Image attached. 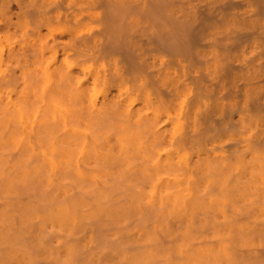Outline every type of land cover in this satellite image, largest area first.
Returning a JSON list of instances; mask_svg holds the SVG:
<instances>
[{"label":"rangeland","instance_id":"obj_1","mask_svg":"<svg viewBox=\"0 0 264 264\" xmlns=\"http://www.w3.org/2000/svg\"><path fill=\"white\" fill-rule=\"evenodd\" d=\"M217 2L218 1H216V0H215V2L214 1L212 2L211 0H160V1H149V0H0V102L2 104V105L0 104V166H1L0 172L3 171L6 166L12 167L9 172L8 171L6 172L7 176H5V178H3L0 181V191L4 193L7 189V186L10 187L11 184L16 185V186H14L15 188H17V186H19L25 190L21 193L20 198L18 197L19 199L18 198L17 199H5L4 197H3L4 199H1L2 202L3 201H6V202H12V201L18 202V201H20L24 205V207L21 205L23 207V208H21V206L18 202L17 206H16L17 208L15 207L16 211H19L18 208H20V211H19V213H15L14 216H12L13 218L11 220L14 219L13 220L14 223L12 221L11 222H12V225L14 226L13 229H15V232L12 230L11 235H13V232H14V234H16V232H19L21 234L22 232H20V230L22 228L27 232L32 231L35 228H37L34 230V232H36V231L41 230V229H39L41 227L42 230H44V232H45L44 234H47V237L46 238L43 237V240L45 241V239H46V241H47L51 238L52 242H51V240L49 242H51L52 244L51 243L47 244L46 242H44L42 240L41 237H39L41 239V240H39V238H38L39 235H37V234L36 235H37L39 242L37 241L38 243L34 242L32 244L36 245V243H37L36 247H41L40 249L44 250V254L46 257L43 256V258L45 257V259H46L48 257L49 259L54 260V261L50 260V262H52V263H54L56 261V258L54 259L53 257L50 258L51 256L50 257L47 256V253L49 251V250H47V248L48 247L50 248V246H51V248H50L51 250L55 248L54 253L52 252L53 250L50 251V255H55L57 253L56 254L57 260L59 259L60 264H62V262L67 259V252H69V249L67 247L68 241L70 239H72V238H67V237L65 238L64 236L65 235L67 236L71 233L70 232L71 228H69L70 226L74 228V226L79 223L78 225H76V227H79V225H80V227H79L80 229L78 228L77 234H83L84 236L78 235V237H76L77 235L75 236L74 234L76 233L77 229H76V227H75V229L72 228V231L74 230L75 233L72 232V235L70 234L71 235L70 237H73V238L75 237V240L74 239H72V240H74V242L78 241L79 243L78 242L74 243L72 240H70L71 243L69 242L68 246L70 244L73 246L76 245L77 251L78 250L81 251L79 253L84 252L81 254V256L83 258L87 256L84 260L82 259V261H79L81 264H93V263H89L88 260H89V258L91 259V261L94 259L93 258L94 253L92 251H88L87 253H89V254H85V250H84L85 248L84 247L86 245L84 243H86V240H84L85 242L82 243L83 239L92 238L95 234H98V232H100L99 234H104V235L115 234V233L121 234V232H122V234H128L129 230H130V232H129L130 234L131 233H137V232H140L138 230V224L140 222L142 223V221L143 222L144 221L145 222H148V221H150V222H152V221L156 222L157 221L158 222L160 220L164 221V220H170V218L175 219L178 217H183L182 215H180L181 213H179V212H182L179 207H181V205H183V203H184L183 202L184 199H183V201H180L181 198L184 197L187 193H189V191L185 187L188 184L187 179H186V175L188 176V174L190 173L191 165H192L193 161L195 160L194 157H195L196 153L198 151H201L199 149L196 150L194 147H195V145H201V146H196V148L197 147L198 148L203 147V145L201 144L202 143L201 139H203V138L200 139L199 138L200 136H197L199 139H197L195 137V138H193V140L191 142H185L187 149H184L183 150L184 152L182 150H179L180 148H178L176 151L177 147L174 143H177L176 142L177 137H179L187 129L186 127H183L180 124H178V119L182 117V115L184 114L183 112L185 111L184 109L186 108V106H185L186 103L183 100L184 98L181 97V95L183 94V96L185 97L184 94H186V95L188 94V92H187L188 88L185 89V86H181L180 88L184 87V89H185V90H183L184 92L177 91V90H180V89H177L179 87H177L175 84L171 83L172 81H170V82L167 81L168 80L167 77L174 75L173 74L174 72L181 74V72L185 68V66H187L186 68H189V67L195 68L192 64V63H194V62H192L193 59H195L194 61L197 60L199 62L197 65L195 64L196 67L202 66L203 68H206L207 61H208V60H206L207 59L206 56L207 55L209 56V54H211L214 49L213 48H211V49L207 48L208 46H205V49H204V47H202V48L197 47V50H198V52H197V50L194 48L195 51L197 52V54L199 53L197 55L196 52H194L193 48L191 50H189V48H188L189 55L184 57V58L181 56H178V55L168 54L167 52H164V53L162 52V54H160L161 51L155 49L156 47L159 46V44L154 43V42L153 43L150 42L148 40V37H149V34L151 35V33H153L155 35V33H158L159 30L177 29L178 26H173L172 25L173 22H187V23H196V24L198 22L199 23L200 22H207V25L204 26V28H202V29H208L207 33H208V31L209 32L212 31L209 28L215 27L214 29H216L217 24H215V22L217 21V17L220 14H218L219 13V10H217L218 8L216 9L213 6L216 4V7H217V5H218ZM202 12H203V14H202ZM212 12L215 13L216 15L218 14L217 17L214 14V16L216 18H213V16H210L213 19L207 18L205 20L204 17H206V16L203 17V15H207V13L209 15H212L213 14ZM204 13H206V14H204ZM219 17H221V16H219ZM184 28H188V27H183V29ZM203 31L205 32L206 30H203ZM104 37L112 38V40H111L112 42L110 44H108V46H105L103 44V38ZM204 54H206V55H204ZM159 55L162 57H160ZM200 55L203 57L205 56L204 58H206L205 59L206 63H204L203 57L198 58V56H200ZM152 57L154 59H156V58L157 59L154 60ZM163 58L164 59L169 58L170 61L167 59H166L167 61L163 60ZM173 58H174V60H173ZM126 59L130 62V65H132L131 63H133L134 66L132 67V66H128L126 64L128 67H125L124 62L127 61ZM141 62H145V63L141 64ZM175 62H177V63H175ZM123 64H124V66H123ZM153 64L156 66H153ZM130 67H132L134 69H132ZM156 69L158 72V76L155 74H152L153 72L156 73ZM170 69H171V71H170ZM131 72H133V73H131ZM149 72H152L151 75ZM168 73H169V75H168ZM124 74L129 75L130 79L127 77L128 82H129V80L131 82L132 78H133L134 81L131 82V84L128 83V85H130L129 87L132 90H130V88H128L127 80H126L127 78ZM163 74L167 77H165ZM137 76H138V78H136ZM151 76L154 78H152ZM159 76L160 77L164 76V78L162 77L164 81ZM139 77H140L141 81L137 80V79H139ZM155 77L156 78L158 77L156 83H155V81H156ZM158 79H159V81H163L164 83L166 80L169 83V85H173V86L168 87V89H166V87L168 86V83L166 82L165 85H167V86H165L161 82L158 84V87L160 86L158 89V87L154 86V84L156 85L158 83ZM122 81H126V82L124 83ZM138 81H140L141 84H140V82L138 83ZM149 81H150V84H149ZM143 82H146V83L143 84ZM134 83L136 85L140 84L139 85L140 87L136 86ZM201 83L207 84L206 81L201 82ZM144 85H145L146 89L144 88ZM151 85H153V86L151 87ZM126 86L128 89L126 88ZM142 86H143V89H142L143 92L140 89V88H142ZM161 86L163 88H161ZM136 89H140L139 93H137L138 90H136ZM155 89H157L158 91ZM114 90H117V91L115 92ZM124 90L127 91V93L126 92L123 93ZM215 90L218 92H221L220 90H223V87H220V86L216 87ZM121 91H122L123 95H122ZM147 92H149V95L147 94ZM150 92H151V94H150ZM156 92H158V93H156ZM171 92H174V94H171ZM176 92H179V93H176ZM76 93L77 94L80 93L82 95V96H79L80 97L79 100H81L82 103H79L80 101H78L77 95L75 96ZM71 94H74V97ZM132 94L133 95L136 94V97L138 96L139 98H136L134 96L136 98L135 99L134 97H132ZM175 94H178V96H180V98L174 97ZM105 96L110 100L107 105L111 108L113 107V111H114V112H112L113 116L123 114L124 115L123 118L125 119L126 115L122 111H124L126 108H129L131 113L129 111V116L127 115V117H129L130 121H133V119L135 118L134 116H137L136 114H138L139 116H142V115L144 116V114L147 111L145 116L148 117L149 119L152 118L151 120L153 121L152 124L151 123H148V124L150 126L153 125L151 127H154L155 124H157L158 127L155 126L153 132L157 129H158L157 132L159 131L158 133L157 132L151 133L150 131H152V128L150 127L151 128L150 129L148 126V128L150 129L149 130L150 133L148 131L147 132L150 136L153 134L152 138L153 139L155 138L159 142V144L157 143V145H156L155 140L150 138V136L148 137V135L146 134L147 133L146 130H148V128L145 130H141V129L138 130L137 129L138 127L135 126L132 122H130L131 124L125 122L126 119H128L127 117H126L125 121H121V120H124V119H121L122 115H120V119H118L119 118L118 116H117L118 117L117 119L115 117L116 120H119L117 122L113 119L114 118L113 116L112 117L110 116L109 119L111 118L114 121L113 120L111 121L109 119L106 120L107 122L112 123L111 125L113 127H115V128L109 127L110 128L109 132L113 131V132H111L113 134L108 133L109 136L106 135L107 130H108L107 125L104 126L103 122L101 123V121L96 123L98 125H99V123H100V125L103 124L102 125L104 127V130H103L102 126L99 127L100 126L99 125L98 128L96 129L97 125L93 124V125H96V126H93L94 127L93 130L94 129H96V130H95V132H92L91 134L93 136H95L97 134L96 136L97 137L100 136L101 138L99 137L98 139H96L97 138L96 136L94 138H92L93 136L90 134L91 129H89L86 132V129L88 128V126H91V122H90V120L88 121V119H87V121L83 120V117L87 116V114L85 115V113L87 111H90V110L86 109L87 110L86 111V110H84V107L85 108L91 107V109H92V106H98L99 103L101 102V100L103 99V97H105ZM69 97L71 99H74V98H75V100L77 99L75 102L73 101L74 104H76L74 107L72 106V101H70ZM131 97L135 99V102L131 101ZM64 98H65V100H64ZM82 98H83V100H82ZM173 98H175V99L173 100ZM202 98H204V97H202ZM177 99L179 100V103L177 102ZM61 101H64V102H61ZM65 101L67 102L66 103L67 106L70 105V103L68 105V102H71V105L69 106V108L68 107L66 108V104H64ZM180 101H182V102L180 103ZM77 102L79 103L78 106H77ZM113 102H116V106H115L116 110L114 109ZM93 103H94V105H92ZM119 103H121V104L123 103V104L121 105ZM118 104L120 106H117ZM126 105H129V106H126ZM145 105H147L146 106L147 109L143 108V106H145ZM76 106H77V108L79 106L81 108L83 107L82 108L83 110H81V108H79L77 111V114L79 116L74 114L77 110V109H75V111H74V108ZM117 107H119V108L117 109ZM65 108L68 112L70 111L69 112L70 114L67 113L66 110H64ZM164 108L166 111L164 110ZM171 110H172V113H171ZM178 110H180V112ZM71 111H72V114H71ZM79 111H80V113H79ZM82 111L83 112L85 111V112L83 113ZM152 111L153 112L156 111L155 114L152 113ZM160 111H162V113ZM81 112L83 114H81ZM150 112H151V114H150ZM168 112H169V114H173V116L169 115ZM177 112H179L180 114H178ZM117 113H119V114H117ZM159 113H161V114H159ZM65 114L67 115V117L65 116ZM152 114H154V115H152ZM162 114L163 115L165 114V115L162 116ZM175 115H179V117L177 116V118L172 120V118H170V117L172 116L174 118V117H176ZM131 116L133 118H131ZM154 116H155V118H154ZM160 116H162L163 118ZM165 116L169 117V118L168 117L166 118L167 123L164 121ZM87 117H89V116H87ZM86 118H84V119H86ZM153 119L155 121L158 120L157 123ZM169 119H171V120L169 121ZM78 121H80V122H78ZM173 121H175V122H173ZM66 122L68 125H66ZM107 122H105V123L108 124ZM162 123H164V125ZM170 123L171 124L175 123V124H172V125H174L173 127L176 126L175 130H174V128L172 129V131L170 130L172 127V126H170L171 125ZM115 124L117 125V127L122 128V129L127 124V126H126L127 129L124 128L125 129V130L123 129L124 132L119 134L118 129H117ZM128 124L131 125V129H130ZM132 124L135 127L132 126ZM73 125H75V126L73 127ZM167 125L170 127H168ZM67 126H69V127H67ZM82 127H83V130L87 133L88 139L85 136L86 135L85 132L83 130L82 131L80 130V128L82 129ZM132 127H133V129H132ZM163 127L164 128L166 127L165 128L166 131L163 130L164 129ZM167 127H168L169 131H167ZM69 128H70L71 132H69L68 135H70V133H71L73 138L72 137L70 138L71 135L70 136L67 135ZM71 129H73V130H71ZM76 129H78V130H76ZM100 129H102V130H100ZM114 129H115V131H117V133L116 132L114 133ZM134 129H136V130H134ZM130 130H131L132 134L130 133L131 135L130 134L127 135L128 134L127 132L128 131L130 132ZM208 130L210 132H212L211 131L212 129L208 128ZM208 130H207V128H205L206 134L210 133ZM96 131H98V132H96ZM142 131H145L146 133H144V135H142L143 133L142 134L140 133ZM173 131H175V133ZM88 132H89L90 137L92 136L91 137L92 139L89 138ZM119 132H121L120 129H119ZM160 132L163 133V135L166 139L162 138L163 136L161 137L162 133H160ZM29 133L30 134L32 133V135L30 137H29ZM40 133H42L43 136ZM76 133H78V134H76ZM80 133L83 135V137L80 136ZM179 133H180V135H179ZM220 133L222 135L221 138H224L223 135L225 134V130H221ZM38 134H39V136H38ZM75 134L79 137H76ZM156 134H159V135H156ZM176 134H177V136H176ZM139 135H140V137L145 139V142H144V140H141V141L139 140V138H140ZM167 135H168V137H167ZM171 135L172 136L175 135L176 138L174 137V141L172 140L173 137L171 139ZM127 136H128V140H127ZM157 136H159L160 141L157 139L158 138ZM119 137L121 140L123 138L124 141L123 140H122L123 142L119 141V144H116L117 143L116 141L120 140V139H118ZM134 138H136V139L134 140ZM221 138H219V137L208 138L207 140L204 141V143L208 144V143L212 142L213 140L217 141ZM125 139H126L127 143L125 142ZM131 139L134 142L132 141V143H130ZM167 141H169V142H167ZM124 142H125V144H124ZM151 142H153V143L155 142L154 143L155 146H159V145L160 146L155 147L153 145V143H151ZM161 142H163V143H161ZM190 143L191 144L193 143V144L191 145ZM149 144H150V146H149ZM120 145H123L122 147L124 148V150H122V147H121V149L118 148V146L120 147ZM161 145H164V146H161ZM181 145L184 148L185 145H183V144H181ZM181 145L179 144L180 147H181ZM142 146H144V147H142ZM165 146H167V147H165ZM177 146H178V144H177ZM188 147H189V149H188ZM146 148H147V150H145ZM148 148L150 149V152L148 151ZM152 148H154V151ZM171 148H173L174 151L170 150ZM135 149H137V150L134 152ZM119 150H121L122 153ZM138 150H140V151H138ZM155 150H157V151H155ZM163 150H164V152H163ZM165 150H168L169 152L167 151L168 153L166 154ZM137 151H138V153H136ZM211 151L213 153L214 152L215 153L220 152L217 149H213ZM211 151H210V153H211ZM105 152H107V153H105ZM127 152H128L127 155L124 154ZM130 152H132L131 154H133V155H131ZM144 152H145V155L148 156L149 160L146 157H143ZM152 152L157 153L155 155V156H157V157H155L156 160H154V158L152 157L151 154L154 155V153H152ZM178 152H180V153H178ZM135 153H136V155H134ZM159 153L162 155L160 156ZM181 154H183V158L179 157V156H182ZM124 155L127 157H125ZM164 155H165V157H164ZM131 156H132V158L129 160L128 157H131ZM136 157H138V158L142 157L143 160L139 159L140 162L136 161V160H138V158L136 159ZM97 159H98V162H97ZM99 159H100V161H99ZM104 159H105V161H103ZM132 159H133V162L136 161V162H134V163H136L135 166L141 164L142 161L144 164L142 163V166L132 168L134 166ZM151 160H152V162H150ZM190 160H192V161H190ZM145 161H148L149 165L147 164L148 162H145ZM160 161H161L162 165H159ZM186 161H188V162L186 163ZM150 163L152 164L151 167H150V165H151ZM169 163H175V164H173V166L171 164L172 169H171V167L168 168V165H167L166 171L168 173H169V171L171 172V177H169L167 175L164 176V174L167 173V172H164L165 171V169H164L165 165L169 164ZM146 164L148 165V167L150 169L148 167H146V169H145ZM178 164H181V167ZM185 164L188 166H186ZM153 165H154V167H153ZM175 165H176V167H175ZM189 165H190V167H189ZM185 166L187 168L189 167V169L186 168L187 172H185V170H184ZM14 167H15V169H14ZM142 167H143V171H141V169H140ZM159 167L164 169V170L162 171V169H159ZM178 167H179V171H175L176 170L175 168H177V170H178ZM147 168L149 169V171L147 170ZM156 168L159 170H156ZM128 170H130V171H128ZM144 170H146V171H144ZM127 171H128V174H127L128 178L126 177L127 178L126 179L124 175H126L125 173H127ZM139 171H141V173ZM121 172H124V174ZM145 172L148 175H146ZM149 172H151V174L154 176L152 177V175L149 174ZM113 173L115 174V176L112 177V175H114ZM131 173L132 174L136 173V174L131 175ZM137 173L142 174V177L144 175V178L147 179L148 181L150 178L148 176L151 175L150 179L153 178L151 181H149V182H152V183H150L151 189L149 188V185H146L147 183L149 184V182L143 183L144 178L141 179V175L139 174V177H140V179H139V177L136 176ZM109 175H111V176H109ZM116 175L117 176L119 175L118 177L123 176L124 179H123V177L122 178L120 177V178H118L119 179L118 180L116 178ZM159 175H160V177H158ZM168 175H170V174H168ZM25 176H28V178H24ZM155 176L158 178H161V179H156ZM174 176H176V178L179 179V181H177L178 186L175 185L173 187H169V185L167 184L166 185L167 189L165 187L163 188V186L160 183L165 185L166 181H168L169 179H171ZM162 177L163 178L169 177V178H166V180L165 179L163 180ZM113 178H114L115 182L116 181L119 182V185H118V183H116L119 187L113 186L115 184V183H113L114 181L111 180ZM130 178H131V180L128 181ZM26 179H29V182L31 185L23 186L24 182H25L24 180H26ZM107 179H108V181H107ZM110 180L112 182H109ZM139 180H143V182L142 181H141L142 183L136 182ZM98 181H99V183H98ZM135 182H136V184H135ZM163 182H165V183H163ZM97 183L100 186L98 185V187H95V188H99V190H97L96 192H99L101 190L100 188L102 186L103 192L101 190L100 195L98 193H95V189L93 186L95 184L97 185ZM131 183H132V185H131ZM140 183L143 184V186L140 185ZM144 184H145V186H144ZM156 184H157V187L155 186ZM4 185H6V186H4ZM121 185H123L124 187H122ZM153 185L159 191L155 190ZM33 187L35 188V190ZM120 187H121V190H123V191L119 190ZM176 187H178L179 189L177 190ZM184 187H185V189H184ZM180 188H182V189H180ZM172 189L175 191H173ZM89 190H91V191H89ZM110 190H112V192ZM171 190L174 192V194L171 193ZM86 191L89 193H87ZM120 191L122 192V195L119 193ZM131 191H132L131 194H133V196H135V198H133V199H130L131 196L129 197V193ZM169 191H170V194L166 195L167 193H169ZM181 191L183 192V196L181 195L182 194ZM191 191L192 190H190V192ZM110 192L112 195L113 194H115V195H113V196L110 195ZM123 192H124V194H123ZM140 192H142V193H140ZM96 194H97V197H96ZM104 194H106V196L103 197L101 200L99 196H101V195L104 196ZM108 194L112 197L110 198V196ZM119 194L122 197L124 195L125 199L127 198L126 197V194H127L128 198L130 200H128V198H127L125 202L121 201V200H123L124 197L122 198ZM175 194L176 195L178 194V195L175 196L174 198L169 197V195L172 196ZM83 195L85 196V198ZM107 195L109 196L108 197L109 199L107 198ZM44 196H46V197H44ZM114 196H116V197H114ZM118 196H120V197H118ZM187 196L188 195H186V198L188 200L187 199H185V200L189 201L190 198H188L189 196L188 197ZM63 197L65 198V200ZM117 197L121 203L117 202ZM160 197H161V199H160ZM97 198L100 200H98ZM105 198H106V200H104ZM62 199H63V202L61 201ZM95 199H97V200H95ZM157 199H159L160 201H158ZM171 199H175V200L172 201ZM111 200H115V201L111 202ZM156 200H157V202H155ZM37 201L41 202L40 206L37 205L38 204ZM53 201L56 202V204L55 205L53 204L52 206H50V204ZM100 201L103 203V205L105 207L104 206L102 207V204L101 205L99 204ZM73 202L74 203L77 202L76 205L74 204V207H76L77 209L76 208L73 209L74 207L72 208L73 210L71 209V207L73 206ZM93 202H94L95 207L92 204ZM109 202L112 204H109ZM115 202H116V205H118L120 207V210H121L120 212L119 211L115 212V210L118 208L115 205ZM132 202H133V204H132ZM152 202L154 205L152 204ZM175 202H176L177 206H175L176 205ZM181 202H183V203L181 204ZM85 203H87L88 205L90 204L89 207L93 206L94 213H96V215L90 214V213H93V211H92L93 209L88 208V210H87V207H85V206H88V205L86 204L84 206ZM43 204L46 207H49V206L51 207V208L49 207L51 209V211L47 214V216H45L46 215L45 213L48 212V208H46ZM58 204H60V205L58 206ZM81 204H83V205H81ZM178 204H180V205L178 206ZM25 205H34V206L37 205V208L39 210L36 208L38 212L33 211L32 208L29 209V206H25ZM34 206H33V208H34ZM41 206H42L41 211H43V209H44L45 213L40 211L39 207H41ZM149 206H151L150 207L151 209H149ZM26 207H27V209L32 210V212H29L31 214V216L30 215L27 216V214H26V213H28L27 211H29V210L24 211L26 209ZM54 207L56 208V211L58 210L62 214H63V211H66V213H68V214H66V216H69L70 218L67 217V219H66L64 216H62L60 218V217H58V216H60V214H58V216H57V214L55 215V213L54 214L51 213L52 210L53 211L55 210V209H53ZM80 207H85V208L82 209ZM60 208H61V210H60ZM63 208H64V210H63ZM128 208L129 209L131 208V209L129 210ZM21 209L22 210L24 209L23 212L21 211ZM36 209H34V210H36ZM45 209H47V210H45ZM144 209H146V210H144ZM148 209H149V211H147ZM15 210H13V211H15ZM132 210H134V211H132ZM141 210H143V212ZM178 210H179V212H178ZM13 211L10 210V212H13ZM39 211H40V213H44L45 215L44 214L40 215ZM58 211L56 213H58ZM109 211H112V212H109ZM123 211H124V213H123ZM135 211L137 212L136 214H135ZM24 212H26L25 213L26 215H24ZM72 212H76L75 214H76L77 218L75 216L73 217L74 214ZM100 212L101 213L103 212L102 213L103 215H101ZM113 212H115L114 213L115 215L113 214ZM140 212H142L141 214H146V215H147V213H149L147 215L148 218L146 215L141 216ZM71 213H72V215H71ZM117 213H121L122 216H120V214H117ZM18 214H20L22 218L20 217V215L18 217ZM64 214H65V212H64ZM82 214L86 215L85 216L86 218L80 219L82 217ZM99 214H100V216H98L97 220H96L94 218V216L96 217ZM110 214H112L111 215L112 218L110 217ZM116 214H117V217L122 218V219L118 220V218L115 217ZM131 214H135V215H139V216L138 217H136L134 215L130 216ZM15 215L18 217L17 221L19 223L15 222V220H16L14 218V217H16ZM87 215H89L90 217L92 216L94 220L92 219V217L90 218ZM105 215H107V217ZM108 215L112 221L110 219H108ZM126 216H127L128 220H127ZM41 217L43 219L45 218L44 220L45 221L47 220L48 222L47 221L46 222L51 223L52 226H53L52 222H54V227H53L54 229L52 228V226H50L45 221H43V219ZM32 218L34 220H38L40 218L41 220L39 219L37 221L38 225L40 223H42V224L45 223L46 225L45 224L44 225L46 227L45 226H43V227H45L47 229H43V227L41 226L42 224H40V226L37 225V227L34 226L36 221L32 222V221H34ZM143 218H144V220H142ZM69 219H71V220H69ZM133 219L134 220L137 219V220L135 222L133 221V224H132L131 220H133ZM61 220H63V222L65 224L62 223ZM67 220H69L70 222ZM89 220H92L93 223L96 220V223H94L95 225L93 224L94 228H93V226H91L92 222ZM125 221H126V224H125ZM137 221H140V222L136 223ZM20 222L21 223L23 222L22 225L28 224V227L26 228V226H25L26 229L22 226L20 228L17 227L20 230L16 231L15 223L17 224V226H19V225H21ZM29 222L34 223V225L31 223V226H33L34 228L29 226V224H30ZM90 222H91V225H89ZM111 222H115V223H111ZM127 222H129V224H127ZM97 223H98V225H96ZM101 223L103 225L100 227V230H98L99 229L98 227ZM114 224H115V226H114ZM65 225H66V227H65ZM83 225H85V226H83ZM106 225H107V227H105ZM86 227H88V228L91 227V228L87 229ZM50 228H51V230H50ZM55 228L59 230V231L57 230L59 232L57 234H59V235H56L55 233H53L54 231H52V230H56ZM83 228H84V232H83ZM127 228H129V229H127ZM23 229L21 231H23ZM30 229H32V230H30ZM91 229H92V231L89 233V231ZM66 231H67V233H66ZM39 232H41V231H39ZM30 233L31 232H29V236L31 237ZM61 233H63V234H61ZM34 234L32 235L31 238H34V236H35ZM91 234H92V236H91ZM16 235H17V239L15 238L16 236L13 235V237L16 240L14 239L13 242H11L12 239L10 240L11 246L10 245L9 246L11 248H13L12 245L13 246L19 245L22 248V245L24 244L23 242L28 241V238H29V240L31 239L30 237L26 236L27 234H25V233L24 234L22 233L23 238H20L22 236L19 234H16ZM18 235L20 237H18ZM25 236H26V238L28 237L27 240L24 238ZM40 236H44V235L40 234ZM82 237H86V238L82 239ZM18 238H20V239H18ZM35 238H36V236H35ZM76 239H79V240L76 241ZM20 241L23 244L20 245ZM32 241H34V240H32ZM35 241H36V239H35ZM87 241L89 243V239ZM16 242H18V244H16ZM65 242H66V244H65ZM26 243L28 244L29 241ZM29 244H31V243H29ZM28 245H26V247L24 246L26 248V250H24V248L21 249L20 247H16V248H18V249H16L14 247L16 250H19V248H20L22 253L20 252V250L18 252H15V249L14 248L12 249V251L14 250L13 252H15V254L13 253L12 255H10V257L12 256V258H15V260L11 258L13 262H16L15 256L18 257L20 254L25 255L23 251H26L29 255H31V258L33 257L34 264H36L35 261H36L37 257H35V256H37L36 253L39 252L40 250H39V248L38 249L35 248L34 247L35 245H33V246L32 245L28 246ZM87 246H88V244H87ZM10 247H8L9 250L11 249ZM29 247H31V248H29ZM32 247H34V248H32ZM80 247L83 250L82 249L80 250ZM8 249L6 248V250H8ZM6 250H4V252ZM9 250H8V252L6 251L8 254H9ZM34 250H36V251H34ZM56 250H58L59 252ZM74 250H76V248ZM51 252L53 254H51ZM10 253H11V250H10ZM72 253L76 254L74 252H72ZM44 254L42 253L41 255H44ZM5 255L6 256L4 258L9 256V255L7 256L6 253H5ZM57 255H59V256H57ZM78 255L79 254L77 252V256ZM79 256L77 257L78 259L74 258L73 260H76L78 262V260L81 259V257H79ZM91 256H93V257L91 258ZM62 257H64V258H62ZM59 262L57 261L54 264H57V263L59 264ZM77 262L76 263L74 262V263L80 264ZM92 262H94V264H95V261H92ZM48 264H51V263L48 262Z\"/></svg>","mask_w":264,"mask_h":264},{"label":"bare ground","instance_id":"obj_2","mask_svg":"<svg viewBox=\"0 0 264 264\" xmlns=\"http://www.w3.org/2000/svg\"><path fill=\"white\" fill-rule=\"evenodd\" d=\"M149 1H160V0H149ZM211 1L215 2V0H211ZM216 1H218L217 7H216V4L213 7H215L216 9L218 8L217 9V10H219L218 14H220V15L217 14L218 15V17H217V15L213 12H212L213 13L212 15H209L208 13H207V15H203V17L206 16V17H204L205 20L207 18L213 19V18L217 17V21L215 22V24H217L216 29H214L215 27L209 28L212 31H210V32L208 31V33H207L208 29H202V28H204V26L207 25V22H200V23L198 22L197 24L196 23H187V22H173L172 25L178 26L177 29L159 30L160 32L158 31V33H155V35L153 33H151V35L149 34V37H148V40L150 42H152V43L154 42V43L159 44V46L156 47L155 49L161 51L160 54H162V52L163 53L167 52L168 54L178 55V56H181L184 58V57L189 55L188 48H189V50H191L192 48L193 49L195 48L197 50V47H201V48L204 47V49H205V46H208L207 48H210V49L213 48L214 49V50L212 49L213 52L211 54H209V56L207 55L208 57L206 56L207 59L204 58L205 56L204 57L201 56L202 54L200 56H198V58L199 57L204 58V63H206L205 59L208 60L206 68H203L202 66L196 67L195 64L197 65L199 62L197 60L194 61L195 59L192 58L193 59L192 62H194L192 64L195 68H192V67L186 68L187 66H185V68L182 70L181 74L174 72L173 73L174 75H172L170 77L169 76L167 77L163 74L165 77L168 78L167 81H169V82L172 81L171 83H173L177 87H179L177 89H180V90H177V91L184 92L183 90L188 88V91H187L188 94L187 95L184 94L185 97L183 96V94L182 95L180 94L181 97L184 98L183 100L186 103L185 104L186 108L184 109L185 110L183 112L184 114L182 113L183 114L182 117L178 119V124H180L183 127H186L187 129L185 128L186 130L181 135L179 133L180 136L177 137V139H176L177 143H174L177 147L176 151L178 148H180L179 150H182V151L184 149H187L185 142H191L193 140V138H195V137L197 139L203 138V139H201L202 140L201 144L203 145V147H200V148L197 147L196 148V146H201V145H195L194 144L195 145L194 148L196 150L199 149L201 151H198L196 153V155L194 157L195 160L193 161V163L191 162L192 165L190 164L191 169H190V173L188 174V176L185 174L186 179H187V183H188L185 187L189 191V193H187L186 195H188L189 197L188 196L187 197L190 199H189V201H187L188 199L186 198V195H185L180 200V201H183V199H184V201H183L184 203L181 202V204L183 203V205H181V207H179L182 212H179V210H178V212L181 213L180 215H182L183 217H178L175 219L170 218V220H164V221L160 220L158 222L157 221L156 222H153V221L150 222L147 219L146 220L148 222L142 221V223H141L140 221H137L136 223L140 222L138 224V230L140 232L130 234L129 233L130 230H129L128 234H122V232H121V234L115 233V234H108V235L99 234L100 232H98V234H95L92 238H88L89 243L87 241L88 239H83L86 237H82V239H83L82 243H84L85 242L84 240H86V243H84V244L86 246L88 244L87 247L86 246L84 247L85 248L84 249L85 254H89L87 252L92 251L94 253V255H93L94 257L91 256V258L92 257L94 258L92 261H95V264H264V0H216ZM202 14H203V12H202ZM204 14H206V13H204ZM214 14L216 15V17L214 16ZM210 16H213V18ZM219 16H221V17H219ZM183 27H188V28L183 29ZM203 30H206V31L204 32ZM111 40H112V38H110V37H104L103 38V44L105 46H108V44H110L112 42ZM195 49H194V52H196ZM197 52H198V50H197ZM197 52H196V54H197ZM204 55H206V54H204ZM160 57H162V56H160ZM156 59H154V60H156ZM166 59L167 58H165V59L163 58V60H166ZM167 60L170 61L169 58ZM173 60H174V58H173ZM127 61L124 62L125 67H128V66L133 67L134 66L133 63H131L132 65H130V62L129 61L127 62ZM142 63L144 64L145 62H141V64ZM175 63H177V62H175ZM123 66H124V64H123ZM153 66H156V65L153 64ZM132 67H130V68H132ZM132 69H134V68H132ZM157 69H156V73L149 72L150 75L152 73V74H155L158 76ZM170 71H171V69H170ZM131 73H133V72H131ZM124 75L126 76V78L128 77L130 79L128 74L127 75L124 74ZM168 75H169V73H168ZM164 76H161V77L159 76V77L163 80ZM128 78L126 79L127 80V86H128V88H130L129 87L130 85H128V83L131 84V82H133L134 80L131 77L132 81L130 82V80H129V82H128ZM136 78H138V76ZM152 78H154V77H152ZM157 78L155 77V79H156L155 83L157 82ZM137 80H140V77ZM140 81H138V83ZM163 81H159V79H158V83L156 84L157 86L155 84H154V86L158 87V84L161 82L165 85V83L167 81L165 80V83ZM205 81L207 82V84L201 83V82H205ZM122 82L125 83L126 81H122ZM144 83H146V82H143V84ZM140 84H141V82H140ZM149 84H150V81H149ZM139 85L137 84L136 86H139ZM127 86H126V88H127ZM152 86L153 85H151V87ZM165 86H167V85H165ZM171 86H173V85H169V83H168V86L166 87V89H168V87H171ZM181 86H185V89H184V87L180 88ZM219 86L223 87V90H220L221 92H218L215 90L216 87H219ZM159 87H158V89H159ZM144 88H145V85H144ZM161 88H163V87L161 86ZM140 89L142 90L143 86ZM140 89H136V90H138L137 93H139ZM130 90H132V89L130 88ZM155 90H157V89H155ZM114 91L116 92L117 90H114ZM125 92L127 93V91L124 90L123 93H125ZM142 92H143V90H142ZM179 92H176V93H179ZM121 93H122V91H121ZM123 93H122V95H123ZM156 93H158V92H156ZM79 94L76 93L75 96L77 95V99H78V101H80L79 103H82L81 100H79V98H80L79 96H82V95L81 94L79 95ZM136 94L135 95L132 94V97H134V96L136 97ZM147 94L149 95V92H147ZM150 94H151V92H150ZM171 94H174V92H171ZM71 95L74 97V94H71ZM132 97H131L132 102L133 101L135 102V99L139 98L138 96L136 98L134 97L135 99ZM174 97L180 98V96H178V94H175ZM202 97H204V98H202ZM174 99L175 98H173V100ZM64 100H65V98H64ZM76 100H75V98L74 99L70 98V101H72L73 107L76 105V104H74V102ZM82 100H83V98H82ZM109 101L110 100L105 96V97H103V99L101 100V102L99 103L98 106H92V105H94V103H93L91 105L92 109H91V107H88V108L84 107V110L89 109L90 111L86 110L87 112L85 113V115L87 114V116H89V117L85 116V117H83V120L87 121V119H88V121L90 120V122H91V126H88V128L86 129V132L89 129H91L90 130L91 132L89 131L90 134L92 132H95V130L100 125V123H99V125L96 123L101 121V123L103 122L104 126L107 125L108 130H107V133L105 132L106 135L109 136L108 133L113 134V133H111L113 131L109 132V130H110V128H115V127H113L111 125L112 123H109L106 121L107 119H109L110 116L111 117L113 116L112 112H114L113 107L111 108L107 105ZM61 102H64V101H61ZM177 102L179 103L178 99H177ZM181 102L182 101H180V103ZM66 103L67 102L65 101L64 104H66ZM69 103L71 105V102H68V105H69ZM79 103L77 102V106ZM0 104H1V102H0ZM113 104H114V109H115L116 108L115 107L116 102H113ZM119 104H121V103H119ZM119 104L117 106H120ZM69 106H67V104H66V108L67 107L69 108ZM77 106L74 108V111H75V109H77L74 114L79 116L77 114V111L81 107L79 106L77 108ZM126 106H129V105H126ZM146 106L147 105L143 106V108L147 109ZM66 108L64 110H66ZM82 108H81V110H83ZM118 108L119 107H117V109ZM164 110H165V108H164ZM129 111H130L129 108H126L124 111H122L126 115L125 119H126L127 115L129 116ZM178 111L180 112V110H178ZM69 112L67 111V113H69ZM82 112H81V114H83L85 111L83 113ZM155 112L152 111V113H154V114H155ZM160 112L162 113V111H160ZM179 112H177V113L180 114ZM79 113H80V111H79ZM130 113H131V111H130ZM146 113H147V111H146ZM146 113L144 114V116L146 115ZM161 113H159V114H161ZM171 113H172V110H171ZM71 114H72V111H71ZM117 114H119V113H117ZM150 114H151V112H150ZM154 114H152V115H154ZM168 114H169V112H168ZM120 115H122L121 119H124L123 114L117 115L119 118L116 115H114L113 119L116 122L119 121L116 119L117 118L120 119ZM136 115L137 116H134L135 118L133 119V121H130L129 117H127L128 119H126V121H125V119L121 120V121H125L126 123L132 122L135 126L138 127L137 128L138 130L139 129L145 130L148 128V126H149V128L151 126H153V125L150 126L148 124V123L152 124V122H153L151 120L152 118L149 119L148 117H146V116L144 117L143 115L142 116H139L138 114H136ZM164 115L162 114V116H164ZM169 115L173 116V114H169ZM65 116L67 117L66 114H65ZM132 116H131V118H133ZM162 116H160V117H162ZM172 116L170 117V118H172V120L177 118V116L179 117V115H175L176 117H174V118ZM115 117H116V119H115ZM167 117L168 116H165V118H164L165 122L167 121L166 120ZM84 118H86V119H84ZM154 118H155V116H154ZM113 119L110 118L109 120L112 121ZM170 120L171 119H169V121ZM157 121L158 120H156L155 122L157 123ZM78 122H80V121H78ZM105 122H107L108 124H106ZM173 122H175V121H173ZM93 124L97 125L96 129H94V130H93V128H94L93 126H96V125H93ZM133 124H132V126H134ZM162 124L164 125V123H162ZM172 124H175V123H172ZM172 124L170 125V126H172L170 129L171 131L173 128L175 130V127H176V126L173 127L174 125H172ZM66 125H68L67 122H66ZM102 125H100L99 127H101ZM74 126L75 125H73V127ZM126 126H127V124H126ZM126 126H124L123 129L124 128L127 129ZM155 126L158 127L157 124H155ZM170 126H168V127H170ZM67 127H69V126H67ZM116 127H117V125H116ZM129 127L131 129V125H129ZM154 127H151L152 128V131H150L151 133L157 132V130H158L157 129L153 132ZM168 127H167V131H169ZM149 128H148V130H146V132L147 131L149 132V130L151 129V128L150 129ZM165 128L163 130H165ZM205 128H207V130H208V128L212 129L211 130L212 132H210L208 130L210 133L206 134ZM73 129H71V130H73ZM102 129L104 130L103 126H102ZM102 129H100V130H102ZM117 129H118L119 134L124 132V130H125V129L123 130L122 128H119V127H117ZM119 129L121 130V132H119ZM132 129H133V127H132ZM220 129L225 130V134L223 135L224 138H221L222 135L220 133V131H221ZM76 130H78V129H76ZM80 130L82 131L83 127H82V129L80 128ZM134 130H136V129H134ZM98 131H96V132H98ZM69 132H71L70 128H69L67 135L69 134ZM86 132H85V134H86L85 136L88 139ZM89 132H88V135H89ZM115 132L117 133V131H115V129H114V133ZM146 132L142 131L140 133L141 134L143 133L142 135H144V133H146ZM148 132L146 134L149 137L150 135L148 134ZM173 132L175 133V131H173ZM78 133H76V134H78ZM127 133H128L127 135H129L130 133L132 134L131 130H130V132L128 131ZM160 133H162V132H160ZM40 134L42 135V133H40ZM76 134H75V136L79 137ZM177 134H176V136H177ZM31 135H32V133L31 134L29 133V137ZM70 135H68V136H70V138H71L72 134L70 133ZM152 135L150 136V138L153 137ZM156 135H159V134H156ZM168 135H167V137H168ZM38 136H39V134H38ZM80 136L83 137V135L81 133H80ZM95 136H93L92 138H94ZM197 136H200V137L198 138ZM91 137L89 135L90 139H92ZM99 137L100 136H98L96 139H98ZM139 137H140V135H139ZM157 137H158L157 139L159 140V136H157ZM161 137L165 138L163 133H162ZM172 137H173V139H172ZM174 137H175V135L174 136L171 135V139L173 141H174ZM217 137H219L221 139H219L217 141L213 140L212 142H210L208 144L204 143V141L207 140L208 138H217ZM141 138L142 137H140L139 140L140 141L144 140V142H145V139H143V138L141 139ZM118 139H120V137ZM135 139L136 138H134V140ZM122 140L124 141L123 138H122ZM122 140L120 139V140L116 141L117 142L116 144H119V141H122ZM127 140H128V136H127ZM153 140H155L156 143L155 142L154 143L156 145H157V143L159 144V142L155 138ZM130 141L129 142L132 143L133 140L131 139ZM125 142H126V139H125ZM125 142H124V144H125ZM167 142H169V141H167ZM151 143H153V142H151ZM154 143H153V145L155 146ZM161 143H163V142H161ZM177 144H178V146H179V144L180 145L183 144L185 146H184V148L182 147V145H181V147L180 146L178 147ZM123 145H120V147L118 146V148L121 149V147ZM144 146H142V147H144ZM149 146H150V144H149ZM159 146H155V147H159ZM161 146H164V145H161ZM165 147H167V146H165ZM152 149L154 151V148H152ZM188 149H189V147H188ZM213 149H217L220 152L219 153H215V152L213 153L211 151ZM122 150H124L123 147H122ZM136 150L137 149H135L134 152ZM145 150H147V148ZM170 150H173V148H171ZM119 151L122 153L121 150H119ZM138 151H140V150H138ZM138 151L136 153H138ZM148 151L150 152L149 148H148ZM155 151H157V150H155ZM167 151L168 150H165L166 154L169 152V151L168 152ZM210 151H211V153H210ZM163 152H164V150H163ZM180 152H178V153H180ZM105 153H107V152H105ZM131 153L132 152H130V154ZM136 153L134 155H136ZM152 153H154V152H152ZM124 154L127 155L128 152L124 153ZM156 154L157 153H154V155L151 154L152 157L154 158V160H156L155 159V157H157V156H155ZM131 155H133V154H131ZM161 155L162 154H160V156ZM181 155L182 156H179V157L183 158V154H181ZM125 157H127V156H125ZM143 157H146L148 159V156L145 155V152H144ZM164 157H165V155H164ZM128 158L130 160L132 158V156L128 157ZM137 158L138 157H136V159ZM105 159L103 161H105ZM139 159L143 160V158L141 157V158H138V160H136V161H139ZM99 161H100V159H99ZM136 161H134V162H136ZM190 161H192V160H190ZM97 162H98V159H97ZM132 162H133V159H132ZM134 162H133V165L135 166L136 163H134ZM145 162H148V161H145ZM150 162H152V160ZM187 162L188 161H186V163ZM142 163H143V161L141 162V164L136 165L135 167L132 165L133 166L132 168L142 166ZM147 164L149 165V162ZM147 164L145 166V169H146V167H148ZM171 164L173 166V164H175V163L166 164L165 168H164L165 169L164 172H167L166 171L167 165H168V168L171 167V169H172ZM154 165H153V167H154ZM159 165H162L161 161H160ZM178 165L181 167V164H178ZM190 165H189V167H190ZM151 166H152V164L150 165V167ZM186 166H188V165H186ZM186 166L184 167L185 172H187ZM160 167H159V169H162ZM175 167H176V165H175ZM189 167L187 169H189ZM11 168L12 167H10V166H6L5 169L0 172V177H1L0 181L3 178H5V176H7L6 172L7 171L9 172L11 170ZM148 168H147V170L149 171L150 168L149 169ZM14 169H15V167H14ZM140 169H141V171H143V167ZM159 169L156 168V170H159ZM164 169H162V171ZM175 169H176L175 171H179V167H178V170H177V168H175ZM130 170H128V171H130ZM128 171H127V173H125L126 175H124L125 178L128 176L127 175ZM141 171H139V172L141 173ZM144 171H146V170H144ZM121 173L124 174V172H121ZM140 173H137L136 176L139 177ZM134 174H136V173H133V174L131 173V175H134ZM145 174L148 175L146 172H145ZM149 174H151V172H149ZM168 174H170V175H168ZM111 175H109V176H111ZM140 175H141V179L144 178V175H143V177H142V174H140ZM151 175H149L148 177L151 178ZM160 175L158 177H160ZM166 175L171 177V172L169 171V173L167 172L166 174H164V176H166ZM113 176H115V174L112 175V177ZM118 176L116 175L117 179L120 177L121 178L123 177V176H120V177H118ZM153 176L154 175H152V177ZM158 177H156V179H161ZM169 177H166V178H169ZM24 178H28V176H25ZM150 178H149V181H151L153 179V178L152 179H150ZM166 178L162 177L163 180L164 179L166 180ZM123 179H124V177H123ZM139 179H140V177H139ZM177 179L178 178H176V176H174L169 180L167 179L168 181H166L165 185H163L162 183H160V184L163 186V188L165 187L166 189H167V186H166L167 184L169 185V187H173L175 185L178 186L177 181H179V179L178 180ZM111 180L114 181V178ZM111 180L109 182H112ZM130 180H131V178L128 181H130ZM143 180H144V182H143ZM143 180H139L136 182H141V181L143 183L149 182L145 178ZM24 181L25 182H24L23 186L31 185L29 182V179H26ZM107 181H108V179H107ZM136 182H135V184H136ZM98 183H99V181H98ZM98 183H97V185L96 184L95 185L92 184V185L94 186L95 193H98L100 195L101 190H102V186H101V188H100L101 190L99 192H96L97 190H99V188H95V187H98V185H99ZM113 183H115V184L118 183V185H119L118 181H116V182L114 181ZM132 183H131V185H132ZM141 183H140V185L143 186V184H141ZM150 183H152V182H149V184L148 183L146 184V185H149V188H150ZM163 183H165V182H163ZM115 184L113 186L119 187L117 184H116L117 186ZM157 184L155 185L156 187H157ZM4 186H6V185H4ZM14 186H16V185L11 184L10 187L7 186V189L4 193L0 191V264H34L33 257L31 258V255H29L26 251H23L25 255H22V254L19 255L18 254L19 255L18 257L15 256L16 262L12 261V259L15 260V258H12V256L10 257V255H12L13 253L15 254V252H18L19 250L22 253L21 249L24 248V250H26L25 247L29 243H31V244H29L28 246L35 245L32 243L37 242L39 237H41L42 240H43V237L44 238L47 237V234H44L45 232H44V230H42L41 227L39 228V229H41V230H39L41 232H39V231L34 232V230L37 228H35L34 230L30 229L33 232L29 231V232H31L30 233L31 237L35 233L34 235L36 236V238H35V236H34V238H31L29 236V232L25 231L23 228L22 229L24 232L21 231L22 229L20 230L19 228L21 226L24 228L26 226V228H27L28 224L22 225L23 222L22 223L20 222L21 225L18 224L19 226H17L16 223H19L17 220H18L19 215L21 214L20 213V214H18V217L16 215H15L16 217H14L16 219L15 220L16 231L20 230V232H22L23 234L24 233L27 234L26 236L30 237L31 239L29 240V238L27 237L28 241H29V243L27 244L26 242H28V241H26L27 238L25 236L24 238L26 239L25 240L26 242H23L24 243L23 244L20 241V245L23 244L22 248L19 245L18 246L12 245L13 248L14 247L15 248L16 247L21 248V249L19 248V250H16L18 248H16V249L14 248L15 252H13L14 250L12 251L13 248L10 247L11 246L10 244H11V242H13V240L15 238L17 239L16 234L21 235L22 237H20L18 235V237H20V238H23V235H22V233L20 234L19 232H16V234H14L15 229H13L14 226L12 225V222L14 219L13 220H11V219L13 218L12 216H14L15 213H19V211H20V208H18L19 211L15 210L17 203L19 202L20 206L22 205L23 207H24V205L20 201H18V202L17 201H12V202L3 201L2 202L1 199H4V198L5 199H17L18 197L20 198L21 193L25 190L22 189V187L17 186V188H15ZM121 186L124 187L123 185H121ZM144 186H145V184H144ZM155 186H154V188H155ZM185 187H184V189H185ZM176 188H177V190L179 189L178 187H176ZM180 189H182V188H180ZM34 190H35V188H34ZM119 190H121V187ZM155 190H158V189L155 188ZM172 190H171V193L174 194L173 191H175V190H173V191ZM190 190H192V191L190 192ZM89 191H91V190H89ZM110 191L112 192V190H110ZM121 191H123V190H121ZM121 191L119 193L122 195ZM102 192H103V190H102ZM111 192H110V195H112ZM87 193H89V192H87ZM131 193H132V191L129 193V197L131 196L130 199L135 198V196H133V194H131ZM140 193H142V192H140ZM181 193H182L181 195L183 196L182 191H181ZM123 194H124V192H123ZM168 194H170V191L166 195H168ZM108 195H107V198L110 196V195L109 196ZM113 195H115V194H113ZM177 195L176 194L172 195V196L169 195V197L174 198ZM101 196H99V197L102 200V198L105 197L106 194H104V196L103 195H101ZM112 196H110V198ZM120 196H118V197H120ZM44 197H46V196H44ZM96 197H97V194H96ZM114 197H116V196H114ZM118 197H117V202L121 203L120 200H118ZM123 197H124V195H123ZM126 197L128 198L127 194H126ZM84 198H85V196H84ZM97 199H95V200H97ZM100 199H98V200H100ZM126 199L124 197L123 200H121V201L125 202ZM130 199L128 198V200H130ZM160 199H161V197H160ZM175 199H171V200L174 201ZM185 199H187V200H185ZM64 200H65V198H64ZM104 200H106V198ZM157 200L160 201L159 199H157ZM157 200L155 202H157ZM61 201L63 202V199ZM113 201H115V200H111V202H113ZM133 202H132V204H133ZM176 202H175V204H176ZM53 204L55 205L56 202L53 201L50 204V206H52ZM74 204L76 205L77 202L76 203L73 202V206L71 207V209L74 207ZM86 204L87 203H85L84 206ZM92 204L94 205V202ZM99 204L100 205L102 204V207L104 206L101 201ZM109 204H112V203L109 202ZM152 204H153V202H152ZM37 205L40 206L41 202H38ZM37 205L36 206L25 205V206H29V209L32 208L33 211L38 212L37 211V209H38ZM59 205L60 204H58V206ZM81 205H83V204H81ZM89 205L85 206V207H87V210H88V208L93 209V206L89 207ZM115 205H116V202H115ZM179 205L180 204H178V206ZM22 206H21V208H23ZM33 206H34V208H33ZM42 206L39 207L40 211H41ZM116 206L118 208L117 207H116L117 209L115 208L116 209L115 212L116 211L120 212L121 211L120 207L118 205H116ZM175 206H177V204ZM49 207H46V208H48V212L46 211L47 213L44 212V209H43V211H41V212H44L46 215L44 213H40V211H39L40 215L44 214L45 216H47V214L51 211V209H50L51 207L50 208ZM85 207H80V208L84 209ZM94 207H95V205H94ZM150 207L151 206H149V209H151ZM75 208L76 207H74L73 209H75ZM29 209H27V207H26V209L24 211H27ZM34 209H36V210H34ZM53 209H55V210L54 211L52 210L51 213H53V214L55 213V215L57 214V216H58V214H60V216H58V217L61 218L62 216H64L66 219H67V217L70 218L69 216H66V214H68V213H66V211H63L64 208L62 210L63 214L61 212H59L58 210H57L58 213H56L57 211H56L55 207ZM149 209L147 211H149ZM10 210H12V211L15 210V211L10 212ZM23 210L21 209L22 212H23ZM45 210H47V209H45ZM60 210H61V208H60ZM144 210H146V209H144ZM92 211H93V213H90V214L96 215V213H94V209ZM112 211H109V212H112ZM132 211H134V210H132ZM141 211L143 212V210H141ZM27 212L28 213L24 212V215L27 214V216L28 215L31 216V214L29 212H32V210H29ZM64 212H65V214H64ZM115 212H113V214ZM142 212H140L141 216L146 215V214H141ZM72 213L74 214L73 217L75 216L77 218V216L75 214L76 212H72ZM72 213H71V215H72ZM102 213L100 212L101 215H103ZM121 213H117V214H120V216H122ZM123 213H124V211H123ZM136 213L137 212L135 211V214ZM100 214L97 215L96 217L94 216V218L97 220V217L100 216ZM117 214L115 217L118 218V220L122 219V218L117 217ZM135 214H131L130 216H132V215H134L136 217L139 216V215H135ZM148 214L149 213H147V215ZM111 215L112 214H110V217H111ZM85 216L86 215L82 214V217L80 219L86 218ZM87 216H89V215H87ZM105 216L107 217V215H105ZM127 216H126V218H127ZM20 217H21V215H20ZM110 217L108 215V219H110ZM147 218H148V216H147ZM44 219H43V221H45ZM92 219H93V217H92ZM38 220L32 221V222L36 221L35 225H34V223H32V222L31 223L37 227V225H38L37 221ZM69 220H71V219H69ZM69 220H67V221H69ZM96 220L94 223H96ZM127 220H128V218H127ZM136 220L137 219L131 220L132 224H133V221L135 222ZM142 220H144V218ZM89 221L92 222V220H89ZM61 222L64 223L63 220H61ZM91 222L89 223V225H91ZM31 223L29 224V226H31ZM94 223L92 222L91 226H93ZM111 223H115V222H111ZM40 224H42V223H40ZM40 224L38 226H40ZM44 224L45 223H43L41 226L43 227L46 225V224L45 225ZM47 224L52 226L51 223H47ZM52 224H53V226H52V228H53L54 222H52ZM78 224H76V225H78ZM125 224H126V221H125ZM127 224H129V222H127ZM76 225L74 226V228L71 226L69 227V228H71V230H70L71 235H72V232L75 233L74 230L72 231V228L75 229ZM96 225H98V223ZM102 225L103 224L101 223L98 227L99 229L98 228L97 229L100 230V227ZM83 226H85V225H83ZM114 226H115V224H114ZM17 227H19V228H17ZM31 227L34 228L33 226H31ZM45 227H43V229H47ZM65 227H66V225H65ZM79 227H80V225H79ZM79 227H76V229H77L76 233L75 234L73 233L75 236L77 235L76 237H78V235H83V234H77ZM105 227H107V225ZM86 228L90 229L91 227L90 228L86 227ZM93 228H94V226H93ZM127 229H129V228H127ZM12 230L14 231L13 235L16 236L15 238L13 237V235H11ZM50 230H51V228H50ZM57 230L58 229L52 230V231H54L53 233H55L56 235H59V234H57V233H59L58 232L59 230L58 231ZM91 231H92V229L89 231V233ZM83 232H84V228H83ZM66 233H67V231H66ZM36 234L39 235L38 238H37ZM40 234H42L44 236H40ZM61 234H63V233H61ZM70 234L67 236L65 235L64 237L65 238L66 237L72 238L75 240V237L74 238L70 237L71 236ZM91 236H92V234H91ZM20 238H18V239H20ZM11 239H12V241L10 242ZM35 239H36V241H35ZM72 239H70V240H72ZM32 240H34V241H32ZM39 240H41V239L39 238ZM50 240H51V238L47 241H46V239H45V241L44 240L43 241L46 242L47 244L48 243L50 244L52 242V240H51V242H49ZM70 240L68 241V244H69ZM74 240H72V241L74 242ZM77 240H79V239H76V241ZM77 242H74V243H77ZM37 243H36V245H37ZM16 244H18V242H16ZM65 244H66V242H65ZM68 244H67V247L69 249V252H67V259L65 261H63L62 264H75L77 261L73 260V259L77 258L79 255H80L79 257H81V259L78 260L77 263H80L79 261H82V259L84 260L87 257L86 256L83 258L81 256V254L84 252L79 253L81 251H79V250L77 251L76 245L73 246L70 244L68 246ZM36 245L34 247L37 249L39 248V250H40L39 252L36 253L37 256L34 255L35 257H37L36 261H35L36 264H48V262L51 264H54L57 261L59 262V259L57 260V257H56L57 253L55 255H50V251L53 250L52 252L54 253L55 248L51 250L50 249L51 246H50V248L49 247L47 248V250H49L48 253L46 252L47 256H49V257L51 256L50 258H52V257L54 259L56 258V261L54 263H52V262H50V260H52V259H49L48 257L45 259L46 256L44 254V250L40 249L41 247H36ZM8 247L11 248L10 249L11 253H10V250L8 249ZM34 247H32V248H34ZM6 248L9 250V254L7 253L8 250H6ZM29 248H31V247H29ZM75 248H76V250H74ZM81 249L82 248L80 247V250ZM4 250H6L7 252L6 251L4 252ZM34 251H36V250H34ZM56 251H58V250H56ZM52 252H51V254H53ZM72 252H74L76 254H73ZM77 252L79 254L78 256H77ZM5 253L7 254V256L9 255L8 256L9 258L8 257L4 258L6 256ZM40 253L41 254L43 253L44 255H41ZM43 256H45V257L43 258ZM57 256H59V255H57ZM62 258H64V257H62ZM52 261H54V260H52ZM92 261L89 258L88 262L94 264V262H92ZM59 264H60V262H59Z\"/></svg>","mask_w":264,"mask_h":264}]
</instances>
